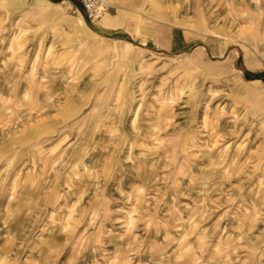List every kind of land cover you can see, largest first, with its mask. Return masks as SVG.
<instances>
[{
  "label": "rangeland",
  "instance_id": "374dc122",
  "mask_svg": "<svg viewBox=\"0 0 264 264\" xmlns=\"http://www.w3.org/2000/svg\"><path fill=\"white\" fill-rule=\"evenodd\" d=\"M190 2L194 22L259 37L264 0ZM146 58L111 94H73L46 64L0 78L26 88L0 95V264H264V129L197 94L190 57Z\"/></svg>",
  "mask_w": 264,
  "mask_h": 264
},
{
  "label": "crops",
  "instance_id": "0c3cea01",
  "mask_svg": "<svg viewBox=\"0 0 264 264\" xmlns=\"http://www.w3.org/2000/svg\"><path fill=\"white\" fill-rule=\"evenodd\" d=\"M189 4L109 0L90 21L78 0H0V78L27 79L33 64L41 67L32 77L43 78L46 64L51 77L76 88L73 94H111L126 72L140 75L146 57L181 55L190 58L180 77L194 80L197 94L222 96L264 129V23L256 39L251 33L241 37L231 26L215 30L194 22L189 16L197 12ZM13 93L26 88L0 83V95ZM31 125L36 131L40 126ZM26 126L20 127L21 140ZM11 139L0 140V162L11 157ZM181 259L178 264H191L188 253Z\"/></svg>",
  "mask_w": 264,
  "mask_h": 264
},
{
  "label": "built area",
  "instance_id": "2783aa9c",
  "mask_svg": "<svg viewBox=\"0 0 264 264\" xmlns=\"http://www.w3.org/2000/svg\"><path fill=\"white\" fill-rule=\"evenodd\" d=\"M81 4L86 17L93 21L103 14L108 6L109 0H78Z\"/></svg>",
  "mask_w": 264,
  "mask_h": 264
}]
</instances>
